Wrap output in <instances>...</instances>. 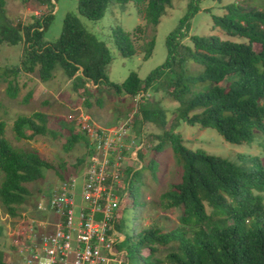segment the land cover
Returning a JSON list of instances; mask_svg holds the SVG:
<instances>
[{
	"label": "trees",
	"instance_id": "trees-1",
	"mask_svg": "<svg viewBox=\"0 0 264 264\" xmlns=\"http://www.w3.org/2000/svg\"><path fill=\"white\" fill-rule=\"evenodd\" d=\"M6 1L0 0L3 21L0 45L23 43L20 63L0 68V78H6L5 93L9 98L14 99L19 94L21 73L36 72L38 78L46 82L58 66L87 108L93 90L100 85L113 89L121 98L162 91L178 103L176 115L166 128L167 111L157 101L143 100L138 105L135 125H155L160 133L153 134L156 143L152 152L160 153L169 143L182 166L180 180L160 196L164 209L182 208L179 225L168 232L153 227L140 231L135 237L126 236L128 258L130 255L140 257L135 247L138 243L149 251L146 257L153 260L143 261V264H165L153 258L159 246L172 248L166 257L169 264H264V166L258 161L259 157L238 153L236 160H230L192 151L184 145L181 134L175 132L183 122L215 129L233 144H251L258 138L264 139V8L232 2L226 5L223 15L211 16L212 28L243 39L237 42L218 35H189L190 20L201 10L202 0H188L184 16L166 38L165 61L144 80L132 71L121 84H116L107 76L112 60L108 47L85 28L76 14L66 13L60 36L54 42H45V33L54 20L52 8L56 0L53 3V0H35L42 6L41 11L26 24L6 15ZM129 1H134L142 19L152 27L172 4V0H78L77 11L96 22L114 2L126 4ZM143 27L138 25L133 33L119 27L113 32L114 43L122 57H131L137 52L135 42L144 37ZM184 39H188L190 45ZM255 44L259 50L254 48ZM153 48L154 37L151 36L141 50L144 59L151 56ZM187 60L203 69L188 72ZM89 81L96 86L93 90L92 85H87ZM195 84H209V88L192 92ZM30 96L28 93L25 101ZM130 113L131 110L123 119ZM47 120V115L38 111L18 116L12 126L15 137L20 140L45 135ZM4 128L5 122L0 120V207L7 215L15 217L32 194L26 185L43 179L44 170L53 165L36 149H21L10 144L3 136ZM67 128L69 146L80 141L86 145L85 159L78 160V171H81L86 166L90 148L83 135L72 133V125ZM26 129L31 133L27 134ZM141 158L144 165L132 176L128 194L118 206L117 228L123 211L134 209L138 204L143 170L148 168L153 174L156 170L153 159L147 164L146 152ZM59 168L65 169L64 165ZM57 174L59 180L65 178L62 171ZM205 203L212 208L211 213L206 211ZM32 206L35 209V205ZM3 232L0 224V237ZM10 259L9 254L0 249V264H9Z\"/></svg>",
	"mask_w": 264,
	"mask_h": 264
},
{
	"label": "rangeland",
	"instance_id": "rangeland-1",
	"mask_svg": "<svg viewBox=\"0 0 264 264\" xmlns=\"http://www.w3.org/2000/svg\"><path fill=\"white\" fill-rule=\"evenodd\" d=\"M53 1L55 2V0ZM232 2H238L244 6L264 8V0H221L220 2L202 0L200 3L201 10L190 20L188 34L199 36L218 35L221 39L242 41L243 39L226 35L220 29L212 28L211 16L223 15L226 12V5ZM77 3L78 0H56V4L52 8L54 20L45 33L44 41H56L60 36L65 14L68 12L76 14L88 31L105 42L112 57L111 63L107 67L108 79L113 83L121 84L132 71H135L139 78L144 80L153 69L165 61L166 38L184 16L188 0H172V4L166 7L165 14L155 27L147 24L142 19L140 8L135 5L134 1H129L126 4L114 2L107 8L103 18L96 22L81 16L77 11ZM41 8L42 6L35 0L27 3L21 0H7L5 5L6 15L10 18L20 19L23 24L29 23L32 16L37 15ZM2 24L3 21L0 17V25ZM138 25L144 26L142 32L144 37L142 36L139 41L135 42L137 52L131 57H122L114 43L113 32L119 27L124 32L133 33ZM151 36L154 37V48L151 56L144 59L141 50L143 44ZM184 42L190 45L188 39H184ZM254 48L259 50L257 44L254 45ZM22 52L23 43L17 45L1 44L0 68L17 66L20 63ZM185 67L188 72L203 69L201 65L192 60H187ZM5 79L0 78V120L5 122L4 138L15 147L36 149L42 157L53 165V168L44 170L43 179L26 185L32 194L29 196L27 204L21 206V210H31L32 213L34 211L32 205H35L38 197L60 181L57 174L59 170L62 171L65 178L76 175L80 171L77 167L78 160L85 159L86 145L84 141L74 143L71 146L68 144L70 133L67 125L74 127L72 133L77 131L76 125L72 122L76 108H81L101 125H112L124 120V115L129 110L131 112L136 108L138 110L139 103L148 99L159 102L161 107L167 111L168 124L166 128H168L176 115L175 109L178 106L177 102L172 101L162 91H148L145 94L140 93L133 97L123 96L121 98L116 91L105 85H100L96 90H93L96 86L91 84L92 87L94 86L91 88L94 94L89 99L90 107L87 108L84 106V99L72 90L71 80L64 75L62 69L58 66L53 70V77L46 82H42L36 72L32 74L21 73L18 77L19 94L14 99L9 98L5 93L7 84ZM224 84L225 82L222 83V85ZM208 88L209 84H195L191 87V90L192 92H198ZM28 93H31V96L25 101ZM139 95L141 97L137 99ZM36 111L47 115L48 130L46 134L35 135L32 139L18 140L12 129L14 120L20 115L27 116ZM69 119H71V122ZM62 122L66 123L63 124ZM140 128H143L144 135L146 133V149L143 150V153L146 152V162L148 164L153 159L156 162V170L154 174L148 168L143 170L140 182V202L137 201L138 204L134 209L123 211L122 217L118 220V229L129 237H135L140 231L153 227L168 232L178 227V218L182 212L181 207L164 209L160 202L161 194L168 190L171 184L180 180L182 166L176 160L169 143L164 145L160 153L154 154L152 152L153 145L156 143L153 134L160 133L155 125L147 123L145 126H140ZM25 131L27 134L31 133L28 129ZM175 132L181 134L185 140L184 145L192 151H204L230 160H236L238 153H244L259 157L258 161L264 166L263 138H258L251 144H233L226 141L215 129L203 128L199 124L189 125L183 122L179 123ZM60 165H64L65 169H60ZM143 165L144 161H142V167ZM1 180L2 173L0 172V182ZM38 191L40 192L38 193ZM262 195L264 196V193ZM205 207L208 213L212 212V208L207 203H205ZM10 220H14V218H9L0 207V224L4 228L3 235L0 237V249L7 252L12 259L14 254L8 246L5 233V229L8 230L14 224H10ZM119 247L126 250L125 240L119 244ZM135 247L140 257L130 255V259L128 258L129 264H143V261H153L152 258L146 257L149 252L146 248L138 243L135 244ZM158 249L153 258H159L165 264H169L166 257L172 251V248L159 246Z\"/></svg>",
	"mask_w": 264,
	"mask_h": 264
},
{
	"label": "built area",
	"instance_id": "built-area-1",
	"mask_svg": "<svg viewBox=\"0 0 264 264\" xmlns=\"http://www.w3.org/2000/svg\"><path fill=\"white\" fill-rule=\"evenodd\" d=\"M84 113L76 108L72 122L90 148L86 166L41 194L33 213L7 215L14 218L5 229L9 264H129L116 212L142 167L146 133L135 125L137 108L112 125Z\"/></svg>",
	"mask_w": 264,
	"mask_h": 264
},
{
	"label": "crops",
	"instance_id": "crops-1",
	"mask_svg": "<svg viewBox=\"0 0 264 264\" xmlns=\"http://www.w3.org/2000/svg\"><path fill=\"white\" fill-rule=\"evenodd\" d=\"M44 193H46V192H44ZM35 205H36V203H35ZM33 210H34V207H33ZM33 210H32V211H33ZM30 211H31V210H30Z\"/></svg>",
	"mask_w": 264,
	"mask_h": 264
}]
</instances>
